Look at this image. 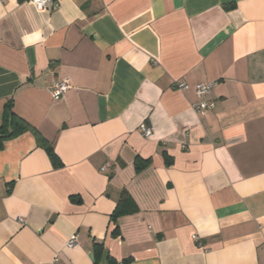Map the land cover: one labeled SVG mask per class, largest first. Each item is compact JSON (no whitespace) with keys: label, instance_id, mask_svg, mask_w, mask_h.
<instances>
[{"label":"crops","instance_id":"1","mask_svg":"<svg viewBox=\"0 0 264 264\" xmlns=\"http://www.w3.org/2000/svg\"><path fill=\"white\" fill-rule=\"evenodd\" d=\"M54 4L0 0V125L38 134L0 147V264H264V0Z\"/></svg>","mask_w":264,"mask_h":264},{"label":"trees","instance_id":"2","mask_svg":"<svg viewBox=\"0 0 264 264\" xmlns=\"http://www.w3.org/2000/svg\"><path fill=\"white\" fill-rule=\"evenodd\" d=\"M27 131H31L38 139V134L36 131L23 119L16 116L12 111V105L10 103H7L5 105V109L2 116V122L0 125V147L2 144L12 138H15L22 133H25ZM46 152L48 154V157L54 167H58L60 165V162L53 152L51 147H47ZM165 165H170V159L165 158ZM145 165H136V171H140L144 168ZM137 212V208L132 202V200L129 198L128 194L123 191L121 193L120 200L118 204L116 205V209L110 216V221L114 223V229L111 233V236H116L118 234V228L116 226V219L122 215H128ZM94 251L96 253H100L101 248L98 246H94ZM124 263H127L128 260H124ZM110 264H115L114 261H110Z\"/></svg>","mask_w":264,"mask_h":264},{"label":"built area","instance_id":"3","mask_svg":"<svg viewBox=\"0 0 264 264\" xmlns=\"http://www.w3.org/2000/svg\"><path fill=\"white\" fill-rule=\"evenodd\" d=\"M31 2L40 11L47 10L49 6H56V4H54V0H31ZM214 86L215 83L210 82V83L196 84L193 87V91L198 98V102H196L193 105V108L198 114L202 115L206 111H209L213 108L214 103L208 101L207 98L211 94ZM69 87L70 86L68 80H62L56 83V85L53 87L51 92L52 99L54 101L60 100L63 97V95L66 93V91L69 89ZM176 89L180 91H186L189 89V86L185 83H178L176 85ZM139 131L144 138H149L151 136V130L145 124H141L139 126ZM18 221L20 223H23V220L21 218H19ZM76 245H77V240L75 236H72L66 244L68 248H73Z\"/></svg>","mask_w":264,"mask_h":264}]
</instances>
